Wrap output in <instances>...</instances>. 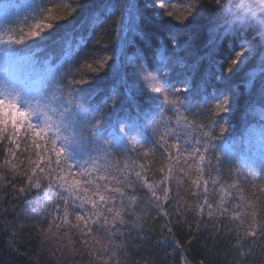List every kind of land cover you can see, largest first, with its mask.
<instances>
[{"label": "trees", "instance_id": "obj_1", "mask_svg": "<svg viewBox=\"0 0 264 264\" xmlns=\"http://www.w3.org/2000/svg\"><path fill=\"white\" fill-rule=\"evenodd\" d=\"M32 2L39 0H0V21H3L5 4L19 7ZM249 2L255 7L258 0ZM125 3L135 6V30H129L126 35L117 31L123 22L119 0H80L83 7L72 0H45L43 8H51L52 16L65 18L53 23V27L48 30L51 35H47L46 39L41 41L40 37L35 38L39 42L38 46L43 48L35 59H51L55 67L60 62L68 34L84 37V45L72 60L56 68L57 76L65 88L70 81L81 79L95 83L96 76L103 77L101 87H117L113 100L104 106V113L113 119L117 116L121 119L139 116L137 123L141 135L132 134L136 137L133 140L135 152L113 150L115 160L121 169L125 164L134 165L131 169L133 174L142 171L140 165H144L148 170L147 178L152 182L161 179L163 174L158 171L159 168L169 164L167 154L162 155L158 146L155 154H143L145 149L152 147L144 137L154 139L155 127L153 118L149 116L145 119L144 114L151 112L156 105H164L163 92L156 91L161 85L153 78L158 66L157 50L163 49V54L170 58L169 84L184 76L191 77V93L180 94V98L192 109L185 113L187 118L197 125H208L215 120L213 135L219 139L213 141L216 148L206 157L210 155L211 162L215 164L216 156L219 155L222 163L220 170L212 172L211 177L205 169L204 179L210 181L207 186L208 200L213 205L219 202L222 193L229 194L225 199L229 213L226 217L216 219L209 218L206 211L202 216H197L195 205L203 203L205 197L202 193L197 197L190 194L191 180L197 178L196 161L189 160L194 165L189 170L181 160L179 166L185 167L188 176L184 177L179 187L174 180L168 181L170 199L165 202V210L169 213L167 218L147 208L146 190L141 189L135 194L142 198L136 208L137 215L144 217L139 221L142 231L131 229L124 234L108 236L103 230L94 227V235L84 237L75 228L66 225L57 228L55 224H60L59 220L54 221L49 230V222L55 214L54 206L45 204L43 199L37 203L34 200L36 190L23 194L13 190L14 186L18 189L25 185L23 173L28 171L29 157L36 159L35 151L31 148L22 151L24 144L21 149H16L17 159L14 162L18 168L14 172L5 164V160L11 158L5 150L14 145L4 140L0 141V264H184L182 256L187 258L188 264H264V227H261L264 225V191L261 190L264 180L259 178L264 174V164L257 158L255 174L249 179L247 169H241L238 175L236 170L239 165L229 163L227 159L229 152L237 156L251 155L249 140L254 139V136L250 137V133L253 129L258 133L264 127V116L258 111L264 110V95L261 94L264 72L258 71L264 68L261 64V55L264 54L261 32L264 29L255 20L243 27L231 22L233 18L227 10L235 9L239 0H125ZM64 4L68 6L64 7ZM105 5L114 6L116 11L106 14L102 10ZM95 12H100L101 22L92 25V14ZM168 12L173 15L169 17ZM32 23L34 21H29V24ZM24 27L27 28V25ZM173 37L179 38V49L173 48ZM118 40H122V47L117 46ZM242 41H246L243 47ZM26 44L35 46L31 40L26 41ZM237 52L243 54L232 65L231 61L236 59ZM105 56L108 60L104 67L97 73H91L87 65L91 64L95 68ZM130 56L134 60L129 61ZM253 70H257V75L251 87H247L248 74ZM121 77L126 78L129 84L136 85L132 89L131 100L120 84ZM205 78L204 92L197 95V88ZM181 86L175 84V87ZM80 87L83 89L87 86ZM213 90L217 96L220 93L230 99L234 96V108L214 116L216 100L210 95ZM205 94L208 95V103L197 114L200 97ZM101 98L102 94H97L90 100L77 99V102L83 103L85 107L95 106L101 102ZM164 116L175 120L171 108L164 111ZM220 126H224L223 133L219 131ZM200 187L203 189V184ZM158 194L163 195L162 192ZM40 195L43 196L42 191ZM41 206L52 215L39 212ZM233 209L239 213L236 219H232ZM69 212V220L75 224L71 207ZM126 218L132 219L131 216ZM169 221L180 250L174 251L167 230L162 231ZM250 226L255 227V237L246 235L253 230ZM90 249L94 254H90Z\"/></svg>", "mask_w": 264, "mask_h": 264}, {"label": "snow or ice", "instance_id": "obj_2", "mask_svg": "<svg viewBox=\"0 0 264 264\" xmlns=\"http://www.w3.org/2000/svg\"><path fill=\"white\" fill-rule=\"evenodd\" d=\"M72 2L80 5V0H72ZM44 3L45 0H39L19 7L5 4L3 21H0V141L7 140L9 144L14 145L5 150L11 157L5 160V164H8L14 172L17 170L18 164L14 162L17 159L16 149H21L22 144H24L22 151L31 148L35 151L36 157L35 160L29 157L28 171L23 173L25 185L18 189L14 186L13 190L20 194L36 190L37 195L34 200L37 203L43 199L45 204L54 206L55 214L53 220L49 222V230L54 221L59 220L60 224H55L57 228L66 225L75 228L84 237L93 236L94 227L103 230L108 236H113L124 234L131 229L143 230L139 221L144 217L137 215L136 212V208L142 202V198L135 194L138 190H146L148 209L167 218L169 213L165 210V202L170 199L168 181L174 180L179 187L184 177L188 176L185 167L179 166L180 161L183 160L191 170L194 165L189 163V160H195L197 178L191 180L190 194L197 197L202 193L205 197L203 203L195 205L197 216H202L206 211L209 218L226 217L229 207L225 199L229 194L222 193L219 202L213 205L208 200L207 186L210 181L204 179L205 169L211 177L212 172L220 170L222 163L219 155L216 156L215 164L211 162L210 155L206 157V154H210L216 148L213 141L219 139L218 136L213 135L215 120L208 125H197L190 121L185 113L192 109L180 98L181 93L185 95L191 93V77L184 76L183 79L169 84L170 58L163 54V49L157 50L158 66L154 70L153 78L161 85L156 91L163 92L164 105L163 107L156 105L151 112L144 114L145 119L149 116L153 118L155 127H153L154 139L144 137L152 147L145 149L143 154L145 156L148 152L155 154L158 146L162 150V155L167 154L166 159L169 160V164L159 168L158 171L163 175L159 181L152 182L147 178L148 170L144 165H140L142 171H135L134 174L131 170L134 165L125 164L121 169L115 160L113 150L135 152L133 140H136V137L132 134L135 132L137 136L141 135L140 125L137 123L139 116L135 119L127 116L123 119L119 116L113 119L108 113H104V106L113 100V93L117 92V87L115 85L110 88L101 87L100 81L103 77L96 76L95 83L81 79L70 81L67 88L62 86L56 68L72 60L75 53L84 45V37H72L70 33L68 34L69 38L64 42L60 62L55 67L52 66L51 59L44 61L35 59V56L43 51L35 38L40 37L41 41L46 39L47 35H51L48 30L53 27V23L65 18L52 16L51 8L42 7ZM119 3L123 22L118 26L117 31L126 35L129 30H135L133 26L135 6L126 4L125 0H119ZM256 5L253 7L249 0H239L235 9L227 10L233 18L231 22L243 27L255 20L264 29V0H258ZM67 6L64 4V7ZM102 10L106 14H112L116 8L105 5ZM68 14L71 15V12ZM167 15L171 17L173 14L168 12ZM29 21L34 23L29 24ZM100 22V12L93 13L92 25ZM13 24L19 26H11ZM25 25L27 28L24 27ZM30 40L35 46L30 47L26 44V41ZM261 40L264 41V32H261ZM244 43L246 41L241 42V47ZM117 46L122 47V40H118ZM180 47L179 38L173 37V48ZM242 54L237 52L236 59H233L231 64L235 65ZM107 60L108 57L105 56L97 67L93 68L88 64L87 68L91 73H97ZM128 60L132 61L134 57L130 56ZM261 64L264 65V54L261 55ZM258 71L264 72V68ZM256 75L257 70L248 74L247 87H251ZM176 83L182 86L175 87ZM205 83L206 78L201 80L197 95L204 92ZM120 84L131 100L132 89L136 85L129 84L124 77H121ZM81 85L87 87L82 89ZM97 94H102V98L95 106L85 107L83 103L77 102V99L90 100ZM261 94L264 95V81L261 82ZM210 95L216 100L214 116L221 112L227 113L234 108L236 102L234 96L231 99L223 93L217 96L215 90ZM207 103L208 95L205 94L200 97V106L196 108V113H201ZM168 108H171L175 114L174 121L164 116V111ZM258 111L264 116V110L258 109ZM157 113H159L158 119ZM224 130V126H220L219 131L223 133ZM251 136H254V139L249 140L251 155L237 156L229 152L227 156L229 163L239 165L236 170L238 175L241 169H247L249 179L255 174L257 158L264 164V127L260 128L258 133L253 129ZM129 137L131 139H128ZM259 178L264 180V174ZM212 183L215 184V181ZM201 184L203 189L200 187ZM233 186L235 185L229 187ZM261 190L264 191V188ZM160 192L163 193L162 196L158 194ZM70 207L74 212L75 224L69 220ZM38 211L52 215L43 206ZM176 211L179 212V208ZM238 215L239 213L233 209L232 219H236ZM128 216L132 219H127ZM253 219H255L254 215ZM169 223L170 221L162 227V231L167 230L174 251L180 250L179 242L172 235ZM250 227H253V230L246 235L255 237V227ZM89 251L90 254H94L91 249ZM182 259L184 264H188L186 257L182 256Z\"/></svg>", "mask_w": 264, "mask_h": 264}]
</instances>
